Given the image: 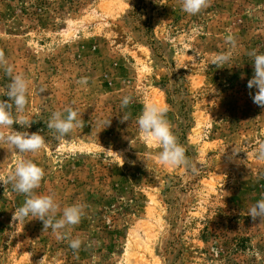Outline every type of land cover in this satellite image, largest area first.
<instances>
[{
	"label": "rangeland",
	"instance_id": "1",
	"mask_svg": "<svg viewBox=\"0 0 264 264\" xmlns=\"http://www.w3.org/2000/svg\"><path fill=\"white\" fill-rule=\"evenodd\" d=\"M230 33L233 59L217 68ZM0 49L31 81L27 131L46 138L24 156L0 145V180L32 159L45 170L36 192L84 204L72 236L94 242L74 252L41 221H13L25 198L0 183V264H264V222L248 216L264 197V108L247 88L264 0H212L194 16L179 0H0ZM146 103L168 107L196 173L159 163L136 123ZM69 106L82 127L57 140L46 122Z\"/></svg>",
	"mask_w": 264,
	"mask_h": 264
},
{
	"label": "clouds",
	"instance_id": "2",
	"mask_svg": "<svg viewBox=\"0 0 264 264\" xmlns=\"http://www.w3.org/2000/svg\"><path fill=\"white\" fill-rule=\"evenodd\" d=\"M181 10L194 16L211 6L212 0H179ZM229 49L213 56L211 65L222 68L233 59V50L237 48V40L233 34L224 37ZM252 58L253 75L247 81L249 96L253 103L264 108V53H258L253 49L247 53ZM0 71L8 77V84L0 88V145H7L9 149L25 154L39 153L46 145V138L40 132L29 133V129L35 120L24 115L28 104V96L31 81L23 74H14V68L9 63L5 51L0 49ZM86 84V79L79 81ZM255 90L254 93L252 90ZM46 89L41 88L40 92ZM132 103L130 95H124L120 101L121 109H127ZM169 109L158 103H146L143 110L136 118L140 133L149 143L158 145L160 151L157 159L166 167L177 168L184 166L190 173L198 170L187 155L186 148L178 141L172 124L168 119ZM79 113L69 106L61 110L51 112L46 122V127L53 133L57 140L68 138L75 129L82 127L83 121L78 118ZM131 113H125L120 117V122L129 121ZM106 122V126L110 124ZM19 125L22 129L17 131L13 125ZM237 147L234 152H240ZM257 159L264 161V141L256 148ZM45 176V170L32 159H21L14 170L8 174L6 180H0L5 187L10 185L11 190L24 196V202L17 207L12 219L21 222L28 217L31 220H39L43 225V232L51 230L57 240H68V246L78 252L82 245L90 247L94 242L85 244V240L79 236L73 237L72 230L76 228L86 216V206L82 203H74L61 207L54 194H38L37 189ZM248 216L255 221L257 218L264 222V197L257 200L248 209Z\"/></svg>",
	"mask_w": 264,
	"mask_h": 264
}]
</instances>
